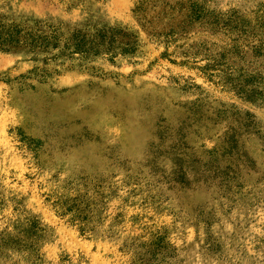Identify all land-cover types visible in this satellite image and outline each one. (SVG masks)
I'll return each mask as SVG.
<instances>
[{
  "label": "rangeland",
  "instance_id": "rangeland-1",
  "mask_svg": "<svg viewBox=\"0 0 264 264\" xmlns=\"http://www.w3.org/2000/svg\"><path fill=\"white\" fill-rule=\"evenodd\" d=\"M0 264H264V0H0Z\"/></svg>",
  "mask_w": 264,
  "mask_h": 264
},
{
  "label": "trees",
  "instance_id": "trees-1",
  "mask_svg": "<svg viewBox=\"0 0 264 264\" xmlns=\"http://www.w3.org/2000/svg\"><path fill=\"white\" fill-rule=\"evenodd\" d=\"M7 39L3 40V42L1 43V45H5L7 43Z\"/></svg>",
  "mask_w": 264,
  "mask_h": 264
}]
</instances>
